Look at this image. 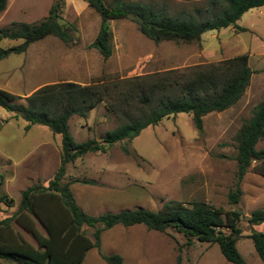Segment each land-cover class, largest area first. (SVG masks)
<instances>
[{
	"label": "rangeland",
	"instance_id": "rangeland-1",
	"mask_svg": "<svg viewBox=\"0 0 264 264\" xmlns=\"http://www.w3.org/2000/svg\"><path fill=\"white\" fill-rule=\"evenodd\" d=\"M64 1L60 21L73 31L76 43L69 45L50 35L31 43L23 53L10 54L0 60V88L22 96L19 103L25 104V97L50 83L107 85L111 89L107 100L90 110L86 118L75 115L69 120V130L77 142L101 140L130 115L136 117L139 110H146L134 98L138 93L132 98L122 94L130 78L169 70L182 72L241 54L249 55L254 71L237 104L204 117L202 133L195 128L192 115L182 112L145 128L133 140L115 142L105 152H89L69 163L65 181L76 178L95 182L71 185L79 206L90 215H100L140 206L157 211L169 200L187 204L203 201L225 211L240 209L245 216L264 207L261 162H254L245 174L240 203L234 205L228 200L236 182L239 130L264 99V6L244 12L237 27L206 31L200 40L190 43L154 42L139 31L134 21L112 19L109 25L113 53L105 60L97 49L89 47L100 27L99 14L84 0ZM128 1L150 4L171 15L187 12L207 16L212 6L211 0ZM53 2L8 0L0 13V35L1 30L16 29L22 23H38L48 15ZM105 3L111 6L113 0ZM21 42L2 37L0 49ZM27 125L23 118L0 107V175L4 176L1 189L14 199V205L4 207L0 218L17 210L27 187L46 185L61 163V136L44 125L26 128ZM257 148H264V140L257 143ZM241 226L249 233L245 219ZM15 227L37 245L31 232L18 224ZM38 227L46 234L41 224ZM83 229L92 236L94 228ZM243 244L241 239L237 246L247 263L263 264L258 254L250 256ZM101 253L120 254L125 264H234L223 256L218 244L197 240L188 244L187 238L174 229L159 232L142 224L104 230L100 251L90 250L83 264H108Z\"/></svg>",
	"mask_w": 264,
	"mask_h": 264
},
{
	"label": "trees",
	"instance_id": "trees-1",
	"mask_svg": "<svg viewBox=\"0 0 264 264\" xmlns=\"http://www.w3.org/2000/svg\"><path fill=\"white\" fill-rule=\"evenodd\" d=\"M100 16V27L89 47L97 49L106 60L113 53L112 19H130L139 31L154 42L172 40L193 42L200 40L209 30L229 26L237 27L242 14L254 7H263L264 0H211L207 16L181 12L169 14L150 4L128 0H113L108 6L105 0H84ZM8 0H0V13ZM64 0H54L48 15L38 23H22L16 29L1 30L2 37L21 39L18 45L1 48L0 60L12 53L25 52L31 43L47 36H55L66 44L76 43L73 31L61 23ZM253 70L249 55L241 54L185 71L169 70L147 76L130 78L123 86L126 98L135 100L146 110H139L135 117L109 130L101 140L89 139L77 142L69 130V120L77 115L86 118L88 112L111 94L107 85H83L75 81L46 84L29 96L25 104L22 96L0 88V107L14 112L31 124L47 126L61 136V163L54 177L46 185L36 183L21 193L17 210L0 218V264H83L93 248L99 251L102 233L116 225L125 227L145 225L149 230L166 232L174 229L182 233L190 244L193 240L218 244L223 256L234 264H248L237 243L245 236L241 226L243 219L249 228V237L264 264V232L255 226L264 224V209L253 210L245 216L240 209L225 211L203 201L189 204L169 200L157 211L144 207L90 215L77 203L71 185L75 182L95 183L88 179L65 181L67 165L89 152L103 151L122 140H133L149 126H155L165 117L189 113L195 128L203 132L204 117L211 112H222L237 104L250 84ZM264 140V99L252 117L244 122L237 136L235 160L237 162L235 188L228 193L231 204L238 205L243 195L242 181L254 162L264 165V148L257 143ZM126 150V149H125ZM127 151V150H126ZM4 176L0 175V213L4 207L14 205V199L2 191ZM20 225L31 232L37 245L27 240L15 227ZM41 224L46 230L42 233ZM84 226L94 228L89 236ZM102 258L108 264H125L120 254Z\"/></svg>",
	"mask_w": 264,
	"mask_h": 264
},
{
	"label": "crops",
	"instance_id": "crops-1",
	"mask_svg": "<svg viewBox=\"0 0 264 264\" xmlns=\"http://www.w3.org/2000/svg\"><path fill=\"white\" fill-rule=\"evenodd\" d=\"M45 157H46V156H45ZM258 208H263V209H264V207H257V209H258ZM258 227L262 228L263 230H261V229L258 228ZM255 228H256L258 231H262V232H264V224H261V225L255 226ZM247 234H248V233L245 232V236L241 238L242 240H244V244H243L244 250H246V251L249 253L250 256H251L252 254L255 255V253H257V252H256V250H255L254 243H253V241H252L249 237H247ZM241 239H240V240H241ZM238 242H239V241H238ZM251 242H252L253 244H252ZM239 250H240V248H239ZM240 251H241V253H243L242 250H240ZM243 255H244V253H243Z\"/></svg>",
	"mask_w": 264,
	"mask_h": 264
}]
</instances>
